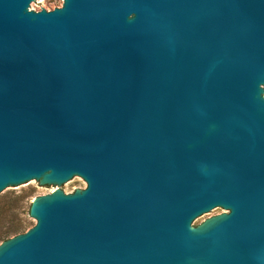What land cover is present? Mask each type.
I'll list each match as a JSON object with an SVG mask.
<instances>
[{
    "label": "water",
    "instance_id": "water-1",
    "mask_svg": "<svg viewBox=\"0 0 264 264\" xmlns=\"http://www.w3.org/2000/svg\"><path fill=\"white\" fill-rule=\"evenodd\" d=\"M32 1L0 0V192L85 187L0 264H264V0Z\"/></svg>",
    "mask_w": 264,
    "mask_h": 264
},
{
    "label": "rangeland",
    "instance_id": "rangeland-1",
    "mask_svg": "<svg viewBox=\"0 0 264 264\" xmlns=\"http://www.w3.org/2000/svg\"><path fill=\"white\" fill-rule=\"evenodd\" d=\"M61 4L62 0H34L31 2L32 7L36 10H40L41 8L52 10L55 7L61 6ZM57 187L62 189L65 193H69L77 188H84L85 182L80 177H73L60 186H54L40 185L38 182L31 180L23 184L20 188L4 189L2 192H0V205L5 204L9 206L11 209V215L13 217L9 218L6 222H3L2 228H8L12 223H22V229L25 231L32 227L35 221L29 216V207L33 198L38 194L49 193L50 191L55 190ZM222 211L223 209L221 208H213L209 212L195 218L192 221V225L196 226L200 224L205 218L218 214Z\"/></svg>",
    "mask_w": 264,
    "mask_h": 264
},
{
    "label": "trees",
    "instance_id": "trees-1",
    "mask_svg": "<svg viewBox=\"0 0 264 264\" xmlns=\"http://www.w3.org/2000/svg\"><path fill=\"white\" fill-rule=\"evenodd\" d=\"M13 217L11 215V209L9 206L2 204L0 205V242L7 239L10 236L23 232L22 223L11 224L8 228L3 229V222H6L9 218Z\"/></svg>",
    "mask_w": 264,
    "mask_h": 264
},
{
    "label": "bare ground",
    "instance_id": "bare-ground-1",
    "mask_svg": "<svg viewBox=\"0 0 264 264\" xmlns=\"http://www.w3.org/2000/svg\"><path fill=\"white\" fill-rule=\"evenodd\" d=\"M53 191V190H52Z\"/></svg>",
    "mask_w": 264,
    "mask_h": 264
}]
</instances>
